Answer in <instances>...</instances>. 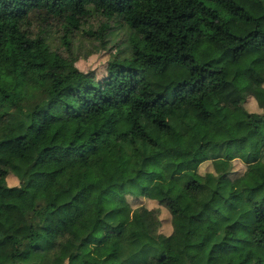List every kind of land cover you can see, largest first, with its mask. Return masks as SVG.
Instances as JSON below:
<instances>
[{
	"label": "trees",
	"instance_id": "1",
	"mask_svg": "<svg viewBox=\"0 0 264 264\" xmlns=\"http://www.w3.org/2000/svg\"><path fill=\"white\" fill-rule=\"evenodd\" d=\"M95 17L130 31L101 80L74 56ZM249 98L264 110V0H0V264H264V114ZM122 159L125 180L77 206L76 176ZM129 197L165 207L172 234Z\"/></svg>",
	"mask_w": 264,
	"mask_h": 264
},
{
	"label": "rangeland",
	"instance_id": "2",
	"mask_svg": "<svg viewBox=\"0 0 264 264\" xmlns=\"http://www.w3.org/2000/svg\"><path fill=\"white\" fill-rule=\"evenodd\" d=\"M111 26L112 31L109 32V37L106 39L107 44H104L102 40L97 36L100 34V28L102 24H108ZM120 21L108 22L105 18L95 17L90 21V26L86 27L81 33L77 35V38L74 40V56L78 59L76 64L77 68L85 73H94L97 79L101 80L107 76L108 65L112 59L116 55L117 52L127 51V42L130 35V31L128 28L120 25ZM42 25L41 22H36V28H40ZM89 31L93 33V35H89ZM113 32L112 34H110ZM51 36L54 39H57L52 45L54 49H60L61 53L67 55L65 49L61 45L60 36H63V31L59 26L51 27ZM127 54V52H125ZM247 110L250 112H258L264 114V110H260L250 103H247ZM214 140L216 141V137L214 136ZM221 140H225L221 138ZM219 141V140H218ZM161 145L159 147V151L157 154L158 158L166 159L167 153L171 150V146L166 141H161ZM180 146L184 150H192L189 144L182 140L180 141ZM238 144L231 145V155L234 160V171L235 174L232 175V178L235 179L238 176H241L245 173L247 167L239 160H237L238 153ZM210 146L206 147L200 153V160L202 162L200 173L205 175L209 172H213V162L207 160V154L209 152ZM206 160V161H205ZM129 166L127 165V161L122 159L117 163L116 169L112 171L109 175L104 176L98 173H94L91 175L80 174L76 176V182L79 190V194L76 198V205L82 206L89 199V187L92 185L100 186L103 189H108L113 185L122 183L125 178L129 174ZM17 180V181H16ZM149 184V183H148ZM8 185L10 187H18L20 185L18 179L14 175H10L8 177ZM185 197L194 200L195 192L193 190L185 191ZM134 207L144 205L146 208L151 210L160 211V220L162 223L160 233L165 236H169L173 231L172 227V217L169 211L158 204H153L146 200L145 198H137L132 199L129 198ZM146 203V204H145ZM114 204V203H113ZM160 207V208H158ZM112 207H110L111 209ZM206 225L204 223L193 222L192 223V232L194 235L200 237L204 233ZM67 264H73V261L68 262ZM194 264V263H191Z\"/></svg>",
	"mask_w": 264,
	"mask_h": 264
},
{
	"label": "crops",
	"instance_id": "3",
	"mask_svg": "<svg viewBox=\"0 0 264 264\" xmlns=\"http://www.w3.org/2000/svg\"><path fill=\"white\" fill-rule=\"evenodd\" d=\"M247 103H251L253 106H254V108L255 107H257V108H259V106H258V104H257V102L253 99V98H249V100H248V102ZM248 105V104H247ZM247 105H246V107H247ZM260 110H262V109H260ZM263 111V110H262ZM252 113H258V112H252ZM259 114H262V113H259ZM229 154H231V151L229 150ZM237 160H239V159H237ZM240 161V160H239ZM241 162V161H240ZM242 163V162H241ZM244 164V163H243ZM245 165V164H244ZM201 168V167H200ZM234 168V167H233ZM209 173H212V172H209ZM235 173V171L233 170V174ZM140 182L145 186H147V184L149 183V177L148 176H145V177H143L141 180H140ZM129 198H132V199H137V198H135V197H129ZM139 199V198H138ZM146 200H148V199H146ZM133 202V201H132ZM132 202L129 200V203L132 205ZM149 202H151V203H153V204H158L159 205V203L158 202H155V201H151V200H149ZM146 204V203H145ZM133 206V205H132ZM142 206H144V205H142ZM142 206H138V207H134L133 206V208H139V207H142ZM158 208H160V207H158ZM151 210V209H150ZM171 232H173V231H171ZM172 234V233H171ZM170 234V235H171Z\"/></svg>",
	"mask_w": 264,
	"mask_h": 264
}]
</instances>
